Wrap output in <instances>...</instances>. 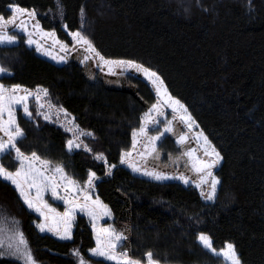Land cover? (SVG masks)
Masks as SVG:
<instances>
[{"label":"trees","instance_id":"16d2710c","mask_svg":"<svg viewBox=\"0 0 264 264\" xmlns=\"http://www.w3.org/2000/svg\"><path fill=\"white\" fill-rule=\"evenodd\" d=\"M10 4L35 10L41 29L54 31L67 45V34L80 30L106 59L133 60L157 72L221 153L214 173L220 183L214 201L205 203L192 187L148 181L119 167L143 108L133 104L119 114L118 100L88 87L80 68L48 62L19 37L16 46L0 47V65L11 73L0 83L46 88L48 102L94 133L86 140L90 153H68L67 133L43 122L34 127L18 115L25 132L18 142L21 150L63 165L81 187L94 172L100 178L96 196L108 206L113 223L125 220L126 202L118 189L144 206L152 219L133 233L137 259L143 262L150 250L161 264H226L198 244L203 232L217 250L233 244L241 264H264V0H0V15L10 16ZM160 147L175 152L168 139ZM101 153L108 165H115L107 178L104 165L94 158ZM2 162L13 171L18 167L12 154ZM0 199L23 219L37 264H77L80 258L85 264H108L89 256L94 241L84 217H76L70 241H59L38 233L36 217L3 180Z\"/></svg>","mask_w":264,"mask_h":264},{"label":"snow or ice","instance_id":"6c2138e0","mask_svg":"<svg viewBox=\"0 0 264 264\" xmlns=\"http://www.w3.org/2000/svg\"><path fill=\"white\" fill-rule=\"evenodd\" d=\"M59 7V4H58ZM9 8L12 10L13 15L5 17L0 15V45H11L17 40L14 34H10L7 31L8 25L15 24L17 17H23L25 15L35 17V10L28 11L25 8L20 7L18 4H10ZM82 27L86 19L85 9L82 7L80 10ZM37 31H39V25H36ZM26 31V28L24 29ZM45 35L55 37V33H46ZM74 43L82 44L85 46V51L90 54H95L104 65L109 66V74H113L112 66H119L121 69L130 68L143 74L146 80L155 89L157 103L152 104L148 113H145L144 117L141 118L140 127L134 128L132 131L133 137V148L136 147L138 141L137 137H145L147 144L145 145V153L147 154L149 148L152 151L156 150L157 142L161 140V137L165 133L171 132V121H168L161 130L159 127L149 129L148 125L153 123V113L157 116L163 115L160 110V105L163 103L167 105L174 114L179 113L180 120L184 122L189 130L193 126L198 127L196 121L192 118L186 106L178 99L172 96L167 87H165L164 81L160 75L137 63L133 60H107L97 49L93 46L92 42L81 32H69ZM59 43V41H55ZM29 45L35 43L31 39L27 40ZM62 50L65 49L66 45H61ZM40 45L37 44V51H40ZM49 54V53H45ZM55 59V57H53ZM89 59V56H85L84 60ZM60 61L66 62L64 57L60 58ZM59 62V61H58ZM84 61H82L83 63ZM8 74L11 75L10 70L3 65H0V75ZM23 92L21 95L20 93ZM43 93L44 97L49 95L46 88L38 87L33 93L32 90L22 89L20 85H13L7 87L5 84L0 83V133H3V137H0V180L10 183L18 193L20 200L27 206L28 209L35 211L41 218L42 222L37 224L38 229L41 232L49 231L56 235L60 240H71L72 239V220L74 219V213L77 210L84 212L88 215L92 222V232L96 242V247L90 249V254L94 257H104L106 260L113 261L114 264H144L140 259L134 258L127 251H118L121 248L122 241L126 239L121 232H117L112 225L107 227H98V221L104 216H111V212L108 206L103 204L100 198L97 196L92 199L89 195V190L94 191L95 185L94 180L96 179L94 172H89L88 179L83 187L79 185V182L73 177L69 176L65 171L63 165L53 166L51 161L42 158L36 151H32L31 154H26L18 146V142L25 138V132L20 127L17 116L16 106L22 105L23 112L29 119L32 118V112L30 111L28 101L29 98L35 94L36 103L38 105L36 115H42L46 121H51L52 111L55 109L57 114V120H59V114L63 113L65 117L68 113L62 108L53 105L51 102L47 103L48 111H42L45 109V103L42 102L40 94ZM5 113L7 119H4ZM67 124L73 125L72 127H66L65 124H61V127L65 128L66 132L72 133V138L67 140V148L69 152L72 151L73 147H80V137L82 136H94L92 132H86L75 125L74 120L66 121ZM150 131H154L155 135H149ZM186 137L181 135L176 143H184ZM196 142L198 147L203 151L204 157L207 159H201L200 157H194L196 149H190L184 152L183 155L188 157L193 171H195L200 177L199 182L195 184L197 189H200V195L208 201H213L217 194V185L220 183L219 179L213 174V169L220 164L222 160L221 153L217 151L215 146L209 141L208 137L200 132L196 136ZM84 150L91 152L92 150L85 145ZM15 153V161L18 163V167L15 170H10L8 166L3 164V158L6 155ZM130 152H122L120 163L128 164L133 172H139L141 169L131 161L126 160V157H130ZM97 160L104 159L103 154H97L95 156ZM115 167L112 165L109 167L107 175L111 174V168ZM143 175L149 176L155 180H168L178 179L182 180L185 184L189 183V180L183 176H169L159 173L155 170L148 171L144 170ZM202 185H210V190L205 192ZM63 191V195H61ZM51 193V196L55 200H63L65 204V210L63 213H58L45 199V193ZM75 193L76 195H73ZM80 196L83 197L80 200ZM15 223H18L16 221ZM4 228L0 227V248L5 247L3 240ZM197 242L205 250L206 253H210L213 257L222 258L226 264H241V260L235 250V246L231 243H226L220 250L214 248L210 237L203 232L197 235ZM7 249L11 256L16 258H23L24 264H36L35 258L30 251L27 250L26 241L23 233L14 232L8 236ZM4 252H0V256H4ZM73 255L78 253L73 252ZM146 264H161L157 259H154L153 252L147 251L145 253ZM79 264H85L83 258H80Z\"/></svg>","mask_w":264,"mask_h":264},{"label":"rangeland","instance_id":"374dc122","mask_svg":"<svg viewBox=\"0 0 264 264\" xmlns=\"http://www.w3.org/2000/svg\"><path fill=\"white\" fill-rule=\"evenodd\" d=\"M8 10L10 11V16H12L13 15L12 10L10 8H8ZM37 24L39 25L36 15L34 18L27 16V15L23 17L18 16L16 23L8 25L7 27V31L10 34H14L17 37L16 42L11 45H7V44L0 45V47L16 46L19 43L18 38L22 37L24 39V44L28 49L32 50L35 53V55L47 60L48 62L56 66H63V67L71 66V65L77 66L81 70L80 78L84 81V83L88 87H90L95 92H98L104 96L112 97L118 100L119 102L118 113L119 114H124L128 112V110L130 109V106L133 104L140 105L143 108V114H141L140 123H141V118L144 117L145 113H148L152 104L157 103L158 98L156 97L155 89L148 82V80L145 79L142 73L136 71L135 69H130V68L121 69L119 66H112L113 74H109V66L104 65L103 62L100 61L99 58L96 57L94 53L93 54L87 53L84 50L85 49L84 45L74 43L69 33L67 34V36L70 40V44L67 45L64 42L58 40L56 38V35L54 38L51 36L45 35L46 33H54V31L43 30L41 29L40 25H39V31H37L36 29ZM25 28H26V31L24 30ZM29 34H31V39L35 41V43L31 45L27 43V40L29 39ZM55 41H59V43H56ZM37 44L40 45V49H41L40 51H37ZM61 45H66L67 47L62 50ZM45 53H49V54H45ZM86 55L89 56V59L85 61L84 57ZM53 57H55V59ZM61 57H64L66 59V62L60 61ZM107 60H113V59H107ZM82 61L84 62L82 63ZM7 75L8 74L0 75V77L7 76ZM35 90H32L33 93H35ZM20 94L22 95L23 92H21ZM40 96H41L42 102L45 103V109H43L42 111H48L47 109L48 101L46 97L43 96V93H41ZM28 105H29L30 111L33 114L31 119H29L28 117L24 115L22 105L16 106V116L17 117L18 115L22 116L23 118L31 122L34 127H37L38 122H43V123L53 125L57 128H60L63 132L67 133L69 135V139L72 138V133L66 132L65 128L60 126L61 124H65L66 127L73 126L71 124L66 123V121L73 120V118L69 116V114L67 117H65L63 113H60L59 120H57L56 110L54 109L51 114V121H46L42 115H36L38 105L36 103L35 94L29 98ZM160 110L163 113V115L157 116L155 113H153L154 119H153V123L148 125L149 129L159 127L161 130H163L166 123L168 121H171V127L173 130L169 133H165V135L161 137V140L157 142V147L155 151H152L151 148H149L147 154L145 155H141V153H145V145L147 144L146 138L138 136L137 137L138 143L136 147L133 148V137H132V132H131V137H130L131 147L129 150L125 151V152H130L131 156L126 157V160L134 162L141 169V171L133 172V170L130 167H128L127 163L121 164L119 162V167L126 168L133 176L141 178V179H145L148 181L157 182V183H177L185 188L192 187L200 195V189H197L195 187V184L199 182L200 177L195 171H193L191 164L188 160V157L184 156L183 153L187 152L190 149H196V152L194 153V157L198 156L201 159H207L206 157H204L203 151L198 147L197 142H196V136L201 131L196 126H193L192 129L189 130L187 125L180 120L179 118L180 114L179 113L174 114L172 110L169 107H167V105H164L163 103H161ZM4 119L5 120L7 119L6 113L4 115ZM155 134L156 133L154 131L149 132V135H155ZM181 135H184L186 139L184 143L177 144L176 141ZM0 137H3V133H0ZM3 138L7 139L6 137H3ZM89 138L91 137L90 136L80 137V147L76 148L74 146L71 152H69L67 148V143H66L65 150L68 153H72L75 151L86 152L84 150V146L87 145L86 140H88ZM164 139H168L171 142V144L174 145L175 152L169 154L167 153L168 152L167 150L160 147V144L164 141ZM164 150L167 152L165 153ZM11 154L14 159L15 153L13 152ZM97 161H99L100 163L104 165L105 173H107L109 167L112 166V165H108L104 159L97 160ZM220 164L217 165L216 168L212 170L213 174L219 168ZM52 165L55 166L56 164H52ZM114 168L115 167L111 168V173L114 170ZM144 170H148V171L155 170L159 173L169 175V176L183 175L189 180V183L185 184L182 180H178V179H168V180L158 181L149 176L143 175L142 172ZM110 175L105 174V177L107 178ZM95 177L96 179L94 180V185L100 180V178H98L96 175ZM218 185H217V188H218ZM202 188L205 192H207L210 190V185H202ZM117 191L120 194V196L123 198V200L126 202V208L124 209L123 214H122L123 215L122 217L125 220L117 221L113 223L112 214H111L110 217L109 216L102 217L98 221L97 226L107 227L108 225H112L113 228H115L117 232H121L123 236L126 237V239L122 241L123 246L119 248L118 251L120 252L127 251L131 256H133L134 258H137L136 252L133 246V233L137 228L146 226L147 223L152 218H151V215L148 213L147 209L144 206L135 205L133 203V200L126 195L124 190L118 189ZM61 195H63V191H61ZM73 195H76V194L73 193ZM89 195L91 196L92 199H95L97 197L95 193V189L94 191L89 190ZM200 198L205 203H211L214 201V200L208 201L205 198H202L201 195H200ZM44 199L53 208H55L58 213L64 212L65 204L63 200L53 199L50 192L45 193ZM79 199L82 200L83 197L80 196ZM20 201L22 205L24 206V208L29 213H31L34 217H36L34 226L39 234L41 235L47 234L59 241H70V240H60L56 235H54L52 232H49V231L41 232L38 229L37 224L42 222V218L35 211L28 209L27 206L23 204L22 200ZM77 216H81L86 219V222L88 223L89 228L91 229V232H92V222H91L90 217L80 210H77L74 213V219L72 220L71 231L73 232L74 230L75 220ZM16 221H18V223H15ZM22 226H23V219L20 217L19 213H17V210L10 208V206L5 201H2L0 199V227L4 228L3 240L5 244V247L0 248V252L5 253L4 256H0V264H24L23 258H16V257L11 256L6 247L8 243V236L17 231L23 233ZM23 236H24V233H23ZM93 241H94V247H96L94 235H93ZM26 246H27V250L30 251L27 241H26ZM89 256L91 257L92 255L90 254ZM91 258L102 260L108 264H114L113 261L106 260L104 257L92 256ZM77 264H79V260H77ZM86 264H90V263H86ZM144 264H146V261L144 262Z\"/></svg>","mask_w":264,"mask_h":264},{"label":"crops","instance_id":"0c3cea01","mask_svg":"<svg viewBox=\"0 0 264 264\" xmlns=\"http://www.w3.org/2000/svg\"><path fill=\"white\" fill-rule=\"evenodd\" d=\"M89 255H90V251H89ZM92 257V256H91Z\"/></svg>","mask_w":264,"mask_h":264}]
</instances>
